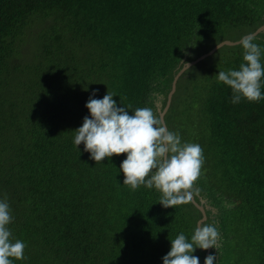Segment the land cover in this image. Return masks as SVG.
I'll return each mask as SVG.
<instances>
[{
  "label": "trees",
  "instance_id": "trees-1",
  "mask_svg": "<svg viewBox=\"0 0 264 264\" xmlns=\"http://www.w3.org/2000/svg\"><path fill=\"white\" fill-rule=\"evenodd\" d=\"M263 9L264 0H0V200L27 258L13 264H163L170 240H191L202 217L191 201L164 208L154 188L124 186L126 154L96 163L74 131L93 91L159 117L184 62L225 28L246 29L237 41L254 33ZM229 49L179 79L165 121L203 149L193 194L217 210L204 222L221 234L214 264H264V99L231 102L216 75L244 61L240 44ZM193 255L204 264L207 250Z\"/></svg>",
  "mask_w": 264,
  "mask_h": 264
},
{
  "label": "clouds",
  "instance_id": "clouds-1",
  "mask_svg": "<svg viewBox=\"0 0 264 264\" xmlns=\"http://www.w3.org/2000/svg\"><path fill=\"white\" fill-rule=\"evenodd\" d=\"M252 41L251 36L240 40L244 62L239 70L219 71L216 75L218 83L232 89L233 104L242 99L248 102L264 99L261 93V78L264 77V66L260 62L262 49ZM95 95L93 91L85 105L90 118L85 116L82 126L74 131V145L78 147L83 143L84 151L90 153L96 163L113 155L126 154L120 165L123 185L133 191L141 186L154 188L161 194L159 203L164 208L189 203L204 163L202 147L182 143L179 133L169 131L151 108H137L130 115L125 107L117 106L114 93L107 91L102 99L92 98ZM11 221L5 197L0 200V264L27 259L24 256L26 244L11 239L7 227ZM220 236L215 223L198 224L190 241L183 233L170 240L171 248L162 258L163 264H200L199 257L193 253L197 248H215L219 254ZM216 259L217 255L209 254L204 264H214Z\"/></svg>",
  "mask_w": 264,
  "mask_h": 264
},
{
  "label": "water",
  "instance_id": "water-1",
  "mask_svg": "<svg viewBox=\"0 0 264 264\" xmlns=\"http://www.w3.org/2000/svg\"><path fill=\"white\" fill-rule=\"evenodd\" d=\"M255 33H251L248 34L246 36H251V37H255ZM244 36V37H246ZM241 40V39H240ZM240 40L238 41H222L218 44H216L209 52L197 57L195 60L193 61H189V62H184L183 67L179 70V72L175 75L173 82H172V87H171V91L168 94L167 97V103L165 105V107H163L162 104V98L163 97H159V101L156 102V108L157 111L159 113V117L160 119L164 122V124L167 127L166 121H165V117L166 114L168 112V110L170 109L171 103H172V99H173V95L176 92V88H177V83L179 81V79L192 67L196 66L199 62L205 60L206 58L214 55L219 49H221L224 46H236L238 44H240ZM168 129V127H167ZM196 197H198V200H196ZM191 202L194 204V206L201 212L202 217L198 220L197 225L204 223L208 220V216H207V211L208 210H212L213 213H217V210L215 208H213L212 206H210L208 204V200L202 196H199L198 193L195 195H192V199ZM211 251V248L207 250V256L209 255V252Z\"/></svg>",
  "mask_w": 264,
  "mask_h": 264
},
{
  "label": "rangeland",
  "instance_id": "rangeland-1",
  "mask_svg": "<svg viewBox=\"0 0 264 264\" xmlns=\"http://www.w3.org/2000/svg\"><path fill=\"white\" fill-rule=\"evenodd\" d=\"M257 17L259 18V20H264V9L261 13H259L257 15ZM262 27H260L259 29H261ZM258 29V31H259ZM245 28L242 27H238V28H225L222 32V41H237V39L242 35V33L245 31ZM261 36L264 38V31L261 33ZM237 46V45H236ZM235 46H224L221 49H219V53L217 54V60L222 59V60H226L230 57V49L229 48H233ZM217 51V52H218ZM216 52V53H217ZM216 55V54H214ZM191 69V68H190ZM194 71V70H193ZM190 75H185L186 78H188ZM172 104V103H171ZM180 104V103H178Z\"/></svg>",
  "mask_w": 264,
  "mask_h": 264
},
{
  "label": "flooded vegetation",
  "instance_id": "flooded-vegetation-1",
  "mask_svg": "<svg viewBox=\"0 0 264 264\" xmlns=\"http://www.w3.org/2000/svg\"><path fill=\"white\" fill-rule=\"evenodd\" d=\"M257 18V19H256ZM254 19H256V21H258V17L255 15L254 16ZM260 21V20H259ZM260 27H262L261 29H259ZM258 29H259V31H258ZM264 31V20L262 21V22H260L259 23V25H258V27H257V29L255 30V37H257L258 38V41L259 42H262L263 43V45H262V50H263V56H264V38L261 36V33Z\"/></svg>",
  "mask_w": 264,
  "mask_h": 264
}]
</instances>
